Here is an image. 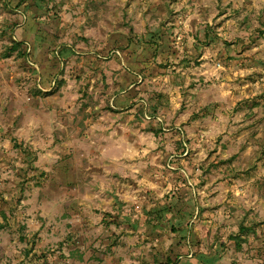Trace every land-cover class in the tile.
I'll return each mask as SVG.
<instances>
[{
  "label": "rangeland",
  "instance_id": "rangeland-1",
  "mask_svg": "<svg viewBox=\"0 0 264 264\" xmlns=\"http://www.w3.org/2000/svg\"><path fill=\"white\" fill-rule=\"evenodd\" d=\"M0 264H264V0H0Z\"/></svg>",
  "mask_w": 264,
  "mask_h": 264
},
{
  "label": "trees",
  "instance_id": "trees-1",
  "mask_svg": "<svg viewBox=\"0 0 264 264\" xmlns=\"http://www.w3.org/2000/svg\"><path fill=\"white\" fill-rule=\"evenodd\" d=\"M14 46H13V50H17L18 48H19V46H20V43L19 42H17L16 40H14ZM9 53L10 52H8V54L6 55V56H8L9 55ZM58 81L59 80H57L56 81V85H61V83L63 82V79H61L60 81H59V83H58ZM58 83V84H57ZM256 105H258V103L257 102H255V101H253V102H251V106L253 107V106H256ZM144 115H145V111H144ZM184 145H185V142H184ZM155 221H153V224H154V222L155 223H159V222H162V220H161V218H157V219H154ZM249 231H251V229H250V227L249 226H245L244 224H241V226H240V230H239V232L237 233V234H234V235H231L230 236V238H231V240H233V242H234V245H235V251H236V253H238V252H241V251H243V244L245 243V242H247V236H246V234L249 232Z\"/></svg>",
  "mask_w": 264,
  "mask_h": 264
},
{
  "label": "built area",
  "instance_id": "built-area-1",
  "mask_svg": "<svg viewBox=\"0 0 264 264\" xmlns=\"http://www.w3.org/2000/svg\"><path fill=\"white\" fill-rule=\"evenodd\" d=\"M145 114H146V116H147V117H150V116H148V114H147V113H145ZM159 119H160V118H159ZM190 255L192 256L193 254L191 253Z\"/></svg>",
  "mask_w": 264,
  "mask_h": 264
}]
</instances>
